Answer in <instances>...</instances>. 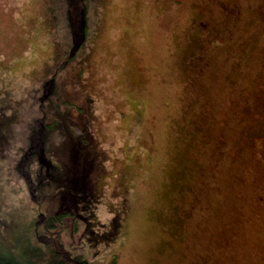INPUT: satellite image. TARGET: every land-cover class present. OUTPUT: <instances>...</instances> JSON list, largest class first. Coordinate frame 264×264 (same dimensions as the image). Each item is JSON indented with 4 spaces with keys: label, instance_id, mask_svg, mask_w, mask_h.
Masks as SVG:
<instances>
[{
    "label": "rangeland",
    "instance_id": "rangeland-1",
    "mask_svg": "<svg viewBox=\"0 0 264 264\" xmlns=\"http://www.w3.org/2000/svg\"><path fill=\"white\" fill-rule=\"evenodd\" d=\"M73 2L76 45L70 0H0V247L66 212L93 264H264V0Z\"/></svg>",
    "mask_w": 264,
    "mask_h": 264
},
{
    "label": "trees",
    "instance_id": "trees-1",
    "mask_svg": "<svg viewBox=\"0 0 264 264\" xmlns=\"http://www.w3.org/2000/svg\"><path fill=\"white\" fill-rule=\"evenodd\" d=\"M70 5H69V16L71 18V23L72 26H74V41H75V45L77 43H80L82 41H84L85 39L80 40V38H82L83 34L85 33V31H83L82 29L86 26L85 24L87 23V19L85 18L86 16L83 14L82 7H78L79 9L77 10L73 0H70ZM76 9L77 13H73V10ZM78 25H79V29L82 30V32L78 31ZM76 26V29H75ZM80 40V41H79ZM76 48L75 46L72 47V49ZM74 51V50H73ZM55 79V78H54ZM46 86L48 85L47 83H45ZM41 124V123H40ZM49 124H46L44 126V132L41 130H34V133L32 134L31 138L32 141L34 142V144H36L37 146H39V149L35 152L40 160V162L42 163V165H48L51 162V157H49L47 155V153L45 152V147H46V141H44V137H46V127ZM74 125V124H73ZM48 127H52L53 129V125L50 123V125ZM47 127V128H48ZM75 127V125H74ZM85 133V134H84ZM83 134H77L78 135V139L81 138L82 136H87L88 133L84 131ZM69 139V135H67V137H65V140ZM38 141L39 143H36L35 141ZM73 140V139H72ZM72 147L70 150V161H72L73 166L75 168H77V166H79V162L76 159V157L79 155L78 154V143L75 142L74 140L72 141ZM85 145V144H84ZM83 145V146H84ZM92 150L89 149L84 155L87 157L86 159L89 160L92 159L93 155ZM31 155L30 152H28L26 156ZM48 157H47V156ZM85 158V157H84ZM95 164L92 165L91 168V164L90 167H88V165H86L85 169H90V171H92L93 166ZM68 167V168H67ZM66 167L67 169V173L69 174V176L71 175L69 173V170L71 168L72 170V166L71 164L68 165ZM80 168V166H79ZM80 170L82 172H84V170H82L80 168ZM39 184L41 182H43L42 179V171L40 170L39 172ZM86 174V173H83ZM72 176V175H71ZM69 182H73V177H71V179L69 180ZM68 183V182H66ZM70 186V183H68ZM31 186L30 189L32 190L33 196L35 194V191H37V187H38V183H32L30 184ZM68 192V191H67ZM69 193V192H68ZM68 215V213L63 212V213H56L54 215H49V216H45L42 215V232H38V237L37 239L35 238L34 240H31L29 238H26L25 240L21 238V240L19 242H17V251L18 254H14L11 253L9 250L4 249L3 247H0V264H93L87 257H85L82 254H78V253H74L71 249H69L62 238V232L60 229H57V224L61 223L63 221V219L65 218V216ZM119 226V221L117 218L113 219L111 222V229L109 230V232H107L106 238H113L118 230L116 229Z\"/></svg>",
    "mask_w": 264,
    "mask_h": 264
},
{
    "label": "flooded vegetation",
    "instance_id": "flooded-vegetation-1",
    "mask_svg": "<svg viewBox=\"0 0 264 264\" xmlns=\"http://www.w3.org/2000/svg\"><path fill=\"white\" fill-rule=\"evenodd\" d=\"M39 159V158H38ZM40 161V160H39ZM73 213V212H72ZM73 214H75V213H73ZM42 215H45V216H49L48 214H46V213H44V212H42L41 213V216ZM90 224V223H89ZM42 226V225H41ZM58 229V228H57ZM38 229L36 228V231L33 233V235H34V237L37 239V237H38ZM106 236V235H105Z\"/></svg>",
    "mask_w": 264,
    "mask_h": 264
}]
</instances>
